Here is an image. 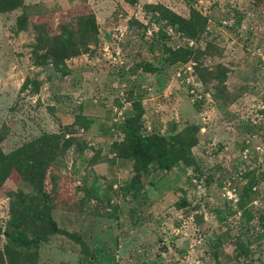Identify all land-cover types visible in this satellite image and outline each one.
<instances>
[{
    "label": "rangeland",
    "instance_id": "1",
    "mask_svg": "<svg viewBox=\"0 0 264 264\" xmlns=\"http://www.w3.org/2000/svg\"><path fill=\"white\" fill-rule=\"evenodd\" d=\"M147 5L190 20L195 38L153 20ZM91 13L98 34L83 39ZM65 32L89 44L88 53L67 60L68 78L54 71L52 60L40 59L47 51L38 50L40 37ZM187 45L196 53L187 64L158 73L137 69L142 62L161 66L165 46ZM136 101L149 134L190 140L184 142L187 161L143 178L133 195L127 191L132 162L90 169L89 161L98 150L108 156L121 136L104 131L123 124ZM82 104L91 132L74 126ZM115 108L125 118L120 123ZM45 134L72 143L44 174L46 181L34 183L16 169L10 181L32 200L48 190L54 219L80 234L92 255L56 235L26 264H264V0H139L136 6L25 0L0 15L1 151L11 154ZM80 141L89 150L82 153ZM95 181L98 200H90L82 188ZM13 192L0 189L2 252L12 228ZM184 197L190 206L178 210ZM45 232L37 221L27 226L31 238Z\"/></svg>",
    "mask_w": 264,
    "mask_h": 264
},
{
    "label": "trees",
    "instance_id": "2",
    "mask_svg": "<svg viewBox=\"0 0 264 264\" xmlns=\"http://www.w3.org/2000/svg\"><path fill=\"white\" fill-rule=\"evenodd\" d=\"M24 1L0 0V15L17 10ZM124 1L131 6H136L139 3V0ZM145 7L148 11H154L153 20L158 21V23L166 22L176 27V32H180L183 36L195 38L197 27L190 20L159 5H147ZM25 23L21 25V31L26 30ZM83 33V39H86L89 33L98 34V24L94 13L87 17ZM162 35L167 37L166 34L162 33ZM39 40L42 46L38 50L47 51L40 56V59L45 62L52 60L54 71L65 78L71 75L67 60L89 52V44L86 40L78 41L72 32H65L52 37L44 36L40 37ZM195 56V50L188 45L180 48H167L165 46L162 55L158 58L161 66L157 67L150 62H142L137 65V69H143L147 73H158L175 64H187L192 59L195 60ZM132 96L133 92L131 93ZM144 114L141 101L134 102L133 114L128 116L123 124L115 125L114 123L110 129L104 131L105 136L111 135L112 137L114 134L121 136L119 140L113 141L108 156H102V150H98L89 161L90 169L101 163L114 164L117 160L132 162L133 182L127 191H133V195L138 194L137 183L141 182L143 178L152 176L154 172H171L174 168L179 167L183 161H187L184 142L190 140L186 135L168 139L157 130L149 134L143 121ZM74 126L86 132L93 130L92 122L84 114L83 104L75 118ZM64 137L57 134H45L36 143L28 144L8 155H5L0 148V189L4 185L13 188L14 192L11 193V196L15 199L14 216L11 221L12 228L9 233H6L8 244L5 252L0 251V264H26L29 259L36 257V253L42 246L50 242L51 238L56 235L67 237L79 245L82 253L86 256L92 255L90 246L80 234L61 228L54 219L51 193L48 190L44 189L40 198L32 200L28 194L16 188L15 184L10 181L11 173L16 169L22 177L28 178L29 181L35 183L38 180L44 183L46 181L44 174L46 177L47 170L54 166L53 161L65 152L67 146L72 144L67 142ZM79 148L82 153L89 150V146L82 141L79 142ZM95 185L96 181L92 187L82 188L90 200H98ZM189 206L190 204L185 197L176 204L178 210L186 209ZM32 221L41 223L46 232L32 238L29 237L27 226ZM218 247L219 243L213 246L217 261H219Z\"/></svg>",
    "mask_w": 264,
    "mask_h": 264
},
{
    "label": "built area",
    "instance_id": "3",
    "mask_svg": "<svg viewBox=\"0 0 264 264\" xmlns=\"http://www.w3.org/2000/svg\"><path fill=\"white\" fill-rule=\"evenodd\" d=\"M114 112H115V114H117L118 112H119V109L118 108H115L114 110H113ZM117 117V116H116ZM118 121H117V123H120L122 120H125V118L123 119V114L121 113V112H119V115H118ZM234 192V193H233ZM236 189H231V190H229L228 191V197H229V199L232 201V200H234V198H236Z\"/></svg>",
    "mask_w": 264,
    "mask_h": 264
}]
</instances>
